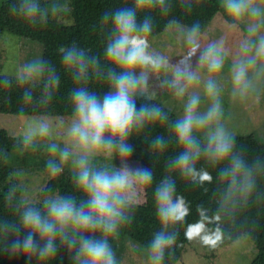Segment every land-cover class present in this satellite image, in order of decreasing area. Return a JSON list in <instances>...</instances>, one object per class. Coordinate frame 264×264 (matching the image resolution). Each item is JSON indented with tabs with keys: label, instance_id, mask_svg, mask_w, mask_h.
Here are the masks:
<instances>
[{
	"label": "clouds",
	"instance_id": "1",
	"mask_svg": "<svg viewBox=\"0 0 264 264\" xmlns=\"http://www.w3.org/2000/svg\"><path fill=\"white\" fill-rule=\"evenodd\" d=\"M163 3L164 0H134V7L104 13L103 23H110L112 28L104 47V59L120 71L107 70L106 84L110 90L103 97L83 86H77L70 95L74 116L68 135L80 153L73 161L77 169L75 185L78 194L87 199L78 203L76 197L59 193L58 197L44 201L43 213L36 207L25 208L20 223L29 231L21 238L11 240L10 248L26 255L36 253L46 259L55 255V242L59 239L77 248V264H118L117 254L109 241L130 222V210L139 186L145 191L152 189L155 216L162 229H175L189 214L186 198L177 193L171 177L165 176L154 185L153 171L149 167L93 168L90 163L92 155L102 152L129 159L133 152V146L127 143L130 134L146 124L159 125L168 120L167 114L158 106H138L135 99L148 84V73L162 72L167 63L164 55L150 51L153 24L147 17L138 22L137 12ZM220 7L233 21L248 22L247 37L230 68L232 94L244 101L255 92L257 80L264 76V0H221ZM12 9L30 22L44 16L34 0H21L19 6L12 5ZM185 42L192 49L188 59L199 52V64L209 73L204 94L211 103L206 111L201 112L200 95L188 96L182 117L172 126L178 147L183 151L166 167L181 177L203 184L211 182L213 175L207 169L197 168L202 157L213 166L226 164L220 169L219 176L228 184L229 191L235 188L241 194L251 196L255 187L254 169L261 165L257 162L249 166L241 155L234 152L235 137L223 123L225 113L220 99L221 89L214 78L223 72L228 54L222 44L209 43L200 35L198 23L187 31ZM59 52L63 54L62 66L65 71L75 73L73 81L78 85L87 80L90 72L99 71V58L88 55L84 48L62 46ZM188 59L182 62L184 67H176L171 81L179 97L185 95L188 87L198 86L200 81V77L188 69ZM182 81L187 84L182 85ZM60 84L59 76L53 73L44 84L45 100L51 99V90L59 89ZM24 96L26 100L31 99L30 92H25ZM194 133L203 134L206 143L202 145ZM48 135V124L41 123L38 129L24 137V142L29 144L36 136ZM153 146L164 150V137H156ZM50 153L58 158L59 163L50 159L45 168L50 176L56 177L73 153L68 147L60 149L55 144L50 146ZM191 229L192 225H189L185 232L188 239L193 238ZM10 230L18 231L15 226ZM87 232H98L100 237L82 235ZM37 235L45 241L43 246ZM177 236L175 230L154 233L149 247L150 264H163L165 251L177 243ZM222 239L219 229L211 237L201 236L202 242L211 247H216Z\"/></svg>",
	"mask_w": 264,
	"mask_h": 264
},
{
	"label": "trees",
	"instance_id": "2",
	"mask_svg": "<svg viewBox=\"0 0 264 264\" xmlns=\"http://www.w3.org/2000/svg\"><path fill=\"white\" fill-rule=\"evenodd\" d=\"M34 2L40 5L44 13L35 22L24 20L13 11L12 5L19 6L21 0H7L1 6L0 37L4 40V35L10 33L43 46L42 81L38 85H32L30 82H20L14 80V77L1 75L0 113L18 116H74L70 95L77 86L87 87L90 92L103 97L110 90L106 84L107 70L112 68L120 71L104 59V47L112 31L110 23H103L104 13L122 7H134V0H72L71 8L67 11L58 9L57 4L53 5V0ZM220 5V0H164L162 5L138 11L137 20L141 22L146 17L151 20L153 30L150 39L163 34L173 22L189 29L198 23L200 35H203L218 14L223 12ZM61 18L72 21L66 24ZM70 45L84 48L88 55L99 58V71L95 74L90 72L87 80H82L79 85L73 81L75 73L65 71L61 64L63 54L59 49ZM53 73L59 76L61 84L59 89L51 90V99L45 100L44 84L48 83ZM25 92L31 93L30 100L25 99ZM135 99L138 106H158L167 114L168 120L159 125L146 124L142 129L134 130L127 140L133 146L130 158L125 160L114 154L117 168L149 167L153 171L154 185L165 176L171 177L175 181L177 193L186 198L189 214L175 229H162L155 216L152 189L145 191L143 186H139L142 199L132 202L130 222L121 228L115 239L109 241L113 249L118 250L121 241L128 238L149 254L154 233L175 230L178 231L177 243L165 251L163 264H178L187 245L192 241L185 236L188 226L192 225V237L202 228L209 237L219 229L223 239L214 247L216 249L231 245L244 235L251 236L259 250V256L253 264H264V143L253 135L234 136V152L241 155L249 166L257 162L261 165L254 169L255 187L251 196H245L235 188L229 191L228 184L219 176L220 169L227 165L213 166L203 157L197 168L209 170L213 180L201 184L186 179L166 167L170 160L183 151L178 147L173 133L172 126L178 119L177 116L163 108L144 89ZM158 136H163L166 141L164 150L153 146V141ZM196 138L199 139L197 136ZM199 140L202 145L206 143ZM16 152H23L26 157L31 158L35 152L40 151L29 147L9 131L0 130V264H77V248L59 239L55 242V255L46 259L40 258L36 253L26 255L10 248L11 240L21 238L29 231L20 223L23 210L36 207L44 212V204L20 202L19 182L12 180L14 171L10 163L11 155ZM56 193L76 197L78 203L87 199L78 194L75 177L70 174L66 165L62 166L61 172L51 178L45 187V195ZM11 226H15L18 231H11ZM82 235L97 239L100 237L98 232ZM36 238L43 246L45 241L38 235Z\"/></svg>",
	"mask_w": 264,
	"mask_h": 264
},
{
	"label": "rangeland",
	"instance_id": "3",
	"mask_svg": "<svg viewBox=\"0 0 264 264\" xmlns=\"http://www.w3.org/2000/svg\"><path fill=\"white\" fill-rule=\"evenodd\" d=\"M7 0H0V8ZM221 1V0H220ZM72 0H53L58 9L67 11L71 8ZM61 21L69 24L72 20L61 18ZM248 22H237L228 18L224 11L215 18L206 33L201 35L209 43L217 42L223 45L228 57L225 68L221 74L216 75L219 85L220 99L224 107L225 127L234 136H255L264 143V76L256 82V90L246 100L241 101L232 94L231 73L232 63L238 58L241 44L247 37ZM189 30L178 23H171L163 34L152 37L153 47L150 51L159 52L166 57V67L162 72H149L148 84L143 88L160 105L173 112L177 118L182 117L184 103L191 94H198L201 98V112L209 107L211 101L204 94V83L209 79L206 68L199 64L200 53L191 55L192 49L186 46V33ZM188 59V69L199 77L198 86H190L183 97L176 95V89L171 86L176 67H184L182 63ZM43 46L37 42L7 33L0 37V77L1 75L14 77V80L30 82L38 85L42 81ZM186 85L187 81H182ZM73 116H18L0 113V130L19 138L23 143L24 137L31 131L38 129L41 123L49 126V135L36 136L28 145L40 152L28 158L23 152L11 155L10 163L14 171L12 180L19 182L21 191L20 202L24 204H44L49 198L58 197L59 193L45 195L44 190L48 182L53 178L48 174L45 164L50 159H56L50 153V146L55 144L60 149L68 147L73 153L66 165L70 174L76 176L77 169L73 161L80 154L79 149L73 147L68 130ZM205 140L201 133H194ZM90 163L93 168L111 167L117 168L114 154L102 152L92 155ZM64 166V165H63ZM138 195L133 201H140L142 194L138 188ZM197 233H200L198 236ZM201 236H206V230H198L190 244L184 250L178 264H253L259 256V250L249 235L240 237L231 245L216 249L205 245ZM117 254L118 264H150L149 254L140 245L128 238L121 241V247L114 250Z\"/></svg>",
	"mask_w": 264,
	"mask_h": 264
}]
</instances>
